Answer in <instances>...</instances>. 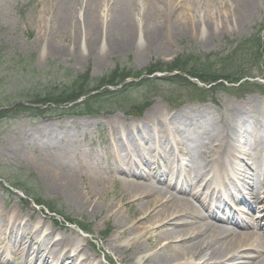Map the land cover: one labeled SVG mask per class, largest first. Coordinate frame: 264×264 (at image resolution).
I'll use <instances>...</instances> for the list:
<instances>
[{
    "label": "rangeland",
    "instance_id": "rangeland-1",
    "mask_svg": "<svg viewBox=\"0 0 264 264\" xmlns=\"http://www.w3.org/2000/svg\"><path fill=\"white\" fill-rule=\"evenodd\" d=\"M158 6L162 16L169 13L170 5L158 3ZM233 10L232 0H192L187 5L186 0L177 1L172 13L173 23L186 21L182 17V13L186 16L189 12L191 24L187 32L183 33L177 29V34L170 40V45L145 54L143 58H138L137 51L133 48L129 52L117 51L108 54L102 62H99L98 58L94 56L87 60L78 61V52L84 43L81 22L83 19L82 11L77 17L76 32L72 30L65 36L52 37L53 24L51 18L53 12L48 8L46 0H0V81L4 80L0 85L1 96L23 94L31 90L32 87L53 89L64 84L71 85L77 76H85L87 73L92 80H87V82L85 80L82 83L83 88L95 89L96 86L100 85V80L106 79L109 75L115 74L113 80L119 82L121 77L126 74L143 72L157 63L167 64L180 59V57L185 60L183 56L185 57L190 53L195 54V56H211L212 60L209 63L215 62L217 74L224 72L233 74L231 79L237 78V74L254 77V79L245 77L239 84L218 85L209 90L207 85L189 77L186 78L188 82H184L178 79L169 80L168 77L171 75L167 73L143 74L139 78L125 79L117 86H105L98 92H92L91 94L125 90L123 95L114 99L113 102L108 99V96L103 97L106 99L104 103H108L110 109L100 111L95 115H89L82 109L69 110L77 101L57 106L53 104L37 105L23 101V105L29 106L31 110L18 111L14 109L10 111L12 108H7L5 110L8 112L5 113L6 116L0 118V210H16V212H20V218L23 220L30 217V229L41 227L43 230H48L53 228V239L59 235L68 236L72 231L73 233L70 235L72 244L76 243V239L79 238L82 240L81 246L84 247L83 253L80 252L79 257H76L78 262L85 254L100 264H120L119 260L133 249L132 239L135 236L140 238V234L143 233L142 229L150 225V223H146L140 226L134 235L127 234L125 231L122 233L125 227L123 229L118 223L117 216L128 222L127 228H130L132 223L127 221V207L119 206L112 197L115 196L119 200V195H121L123 201H130L126 197L127 193L122 185V179H119L123 177L116 173V178H110L106 175V171L103 172L107 180L105 183L106 197L113 203L112 208L106 207L101 213H92L90 209L81 210L66 199L67 196L64 193H60L57 188L48 184L42 176L41 169L35 164L36 160L34 159L36 156H42L39 148L33 144L36 137L34 133L41 131L44 133L43 136H46L47 131L52 134L57 127H66L72 130L73 124L78 125L80 131L84 132L85 135L83 138L80 135L75 136L72 141L77 142L76 144L80 145L84 152L91 153L88 156L89 163L97 162L105 169V151L116 144L114 133L108 128L105 121L116 117L120 123L126 126L139 125L149 118V109L154 104H159L167 113L168 118L181 111L189 113L208 108L212 121L221 123L226 117V108L253 99L255 110L248 115V118L258 122L256 132L245 137L242 130L238 129L234 134L238 141L236 144L238 152L241 153L245 149L251 154V156L240 157L238 160L241 171L246 172L244 179L247 180L255 170L254 154L264 155V148H250L258 137L264 135V0H255L253 11L245 18H239L233 13ZM105 11L106 8L103 5L100 13V20L103 24L106 20ZM135 20L139 22L140 16L135 15ZM75 34H77L76 38ZM79 40L80 47L78 48ZM48 41L62 47L64 52L69 54V57L64 58L49 54L46 48ZM259 41L263 45L262 54L258 52L259 54L253 55L256 53L254 50ZM101 46L102 40L97 45V52L99 53ZM73 51L76 53L74 54ZM18 60H26L32 64L30 68H27L24 79L20 80H18L20 76L16 72L8 73L5 70L7 68L6 63L3 64V62ZM153 78L167 79L157 81L154 84H146L149 81H144ZM34 82H37L36 85L30 86ZM207 118L209 115H204V119L207 120ZM168 122L171 121L168 119ZM153 125L155 126V123ZM32 136L34 138L30 140ZM53 137L56 138V143L65 144L60 140V136ZM147 139L146 141L152 142H158V140L170 142L174 149V155L182 164L187 167L195 165L187 155L191 150V145L188 142H193L184 141L180 134L166 136V138L151 135ZM125 146L128 147L129 144ZM92 153L98 154V157H92ZM132 154L136 159V161L134 160L136 171H142L146 174L150 168L138 160L136 152L133 151ZM155 157L158 159L157 156ZM153 172H157V167ZM223 172L226 178H233L234 176L230 168L223 170ZM159 174L157 173V175ZM241 174L243 177V173ZM182 179L183 176L179 173L174 176L167 174L158 183V186L165 187L173 194L176 191L172 185L180 183ZM18 182L23 186L24 184L27 185L31 192L38 195L36 197L38 200L54 208L56 213L61 216L50 213L42 206H36L32 198H27L21 191L10 187V184H18ZM200 183L202 180L190 186L186 194H180V196L192 200L198 208H200L199 202L203 200L207 190L205 189L206 184L201 185L200 189H197L198 186L193 189ZM241 189L242 191L240 195L238 193V196L246 201V204L239 202V198L236 202L229 201L228 211H234L235 218L239 219L240 222H248L251 227L250 230L260 233L261 236L257 237L264 241V223L255 225L249 214L246 213L248 212L247 207H249L247 192L250 191L243 189V187ZM196 192L200 194L196 195L195 199L193 193ZM258 197L261 201L263 200L260 193ZM251 198L255 200V194ZM93 201L95 204L101 202V199L96 197ZM258 204H263V201ZM136 209L137 206L131 208L133 211ZM66 220L72 221L75 225L69 224ZM2 228H0V234L3 232ZM141 231L142 233H140ZM239 231L244 232L245 230ZM31 234H33V230ZM121 234H123L122 237ZM147 234L148 237H152L155 232H148ZM31 236L29 238L26 236L27 242L31 241ZM3 238L1 235L0 240L3 241ZM4 239L5 242L1 244L2 246L5 243L9 244L7 234ZM140 242L143 243V240ZM70 246L72 245L70 244L66 249H69ZM17 249L18 246L16 247L13 243L12 252H8L6 258L10 261L25 259L21 254L22 252ZM150 254L148 251H143L131 261H139L142 257H147ZM195 262L196 260L193 261V257L189 253L178 258H170L171 264H193ZM68 263V261L64 262V264Z\"/></svg>",
    "mask_w": 264,
    "mask_h": 264
},
{
    "label": "bare ground",
    "instance_id": "bare-ground-1",
    "mask_svg": "<svg viewBox=\"0 0 264 264\" xmlns=\"http://www.w3.org/2000/svg\"><path fill=\"white\" fill-rule=\"evenodd\" d=\"M46 1L48 8L53 12L52 37L65 36L72 30L76 32L77 17L82 11L84 43L80 47V40L78 41V61L94 56L102 62L108 54L117 51L129 52L133 48L137 51V57L143 58L145 54L170 45L177 29L183 33L187 32L191 24L189 12L186 16L182 13L186 21L173 23L174 4L182 0ZM189 2L192 0H186V5ZM158 3L170 5L166 16L161 15ZM232 4L233 13L239 18H245L253 11L255 0H232ZM103 5L106 8L104 24L100 20ZM135 15L140 16L139 22L135 20ZM101 40L99 53L97 45ZM46 48L52 56L69 57V54L54 42H46ZM254 103L253 99H248L242 104L236 103L226 108V117L221 123L212 121L208 108L189 113L181 111L168 118L159 104L151 106L148 119L133 127L120 123L116 117L109 118L105 124L114 133L116 144L105 151V169L97 162L89 163L88 156L91 153L84 152L77 142L72 141L75 136L80 135L83 138L85 135L78 125L73 124L72 130L57 127L52 134L47 131L46 136L37 131L34 133L36 137L33 144L39 148L42 156L34 158L35 164L41 169V174L48 184L64 193L66 199L79 209H90L92 213H101L104 208L113 207L111 200L106 197L107 180L103 172L106 171L110 178H116V173L123 177L117 176L122 179L126 197L130 201H123L121 195L119 200L115 196L112 197L119 206L127 207V221L132 223L131 227L127 228L128 222L117 216L118 223L123 229L125 227L122 233L134 235L140 226L146 223L150 225L142 229L140 238L135 236L132 239L133 249L119 260L120 264H171V257L178 258L186 253L193 257V261L196 260L193 264H264V241L257 237L261 234L250 230L248 222L236 219L234 211H228L229 201L236 202L239 198V202L246 204V201L238 196L243 187L250 191L247 192L249 207L246 213L255 225L264 223V155L254 154L255 170L247 180L244 179L246 172L241 171L238 160L251 154L245 149L241 153L238 152V141L234 136L238 129L242 130L245 137L256 132L258 122L248 118L255 110ZM204 115H209V118L204 119ZM177 134H180L184 141L193 142H188L191 150L187 153L195 164L193 167H187L178 160L170 142L146 141L151 135L166 138ZM52 135L60 136V140L65 144L56 143V138ZM33 138L30 137V140ZM250 148H264V135L258 137ZM133 151L137 153L138 160L150 168L146 174L136 171ZM92 157L96 158L98 154L92 153ZM155 166L157 172H153ZM228 168L234 173L233 178H226L224 175L223 170ZM177 173L183 176V179L180 183L172 185L176 193L172 194L165 187L158 186L165 175L174 176ZM201 180L202 183L193 188L198 186L197 189H200L203 184L207 186L206 194L199 202L198 208L192 200L180 194H186L190 186ZM216 185L219 186L218 191H215V188L210 189ZM259 193L263 197V204L260 205L258 203L262 201L258 197ZM193 194V197H196L200 193ZM254 194L255 200H252L251 196ZM96 197L101 199V202L94 204L93 199ZM132 206H137L136 211L131 210ZM30 225V217L23 220L18 211L0 210V228L3 227L0 236L5 238L7 234L9 241V244L2 246L5 239L0 240V264H64L65 261H68V264H100L85 254L80 262L77 261L76 257H79L84 247L81 246L82 240L79 238L72 244V231L68 236L59 235L53 239V228L30 229ZM148 232H155V235L148 237ZM26 236H31L30 242L26 241ZM140 240H143V243ZM13 243L18 246L17 250L22 252L25 259L10 261L6 258V254L12 252ZM70 244L73 247L66 249ZM143 251L151 254L139 261H131Z\"/></svg>",
    "mask_w": 264,
    "mask_h": 264
},
{
    "label": "trees",
    "instance_id": "trees-1",
    "mask_svg": "<svg viewBox=\"0 0 264 264\" xmlns=\"http://www.w3.org/2000/svg\"><path fill=\"white\" fill-rule=\"evenodd\" d=\"M259 41L257 46L255 47L254 54L261 53L263 49V45L260 44ZM262 54V53H261ZM185 60L176 59L170 63H157L150 68L146 69L143 72H131V74H126L121 77V80L119 82H116L113 80L115 78V74L109 75L106 77V79L100 80V85L96 86L95 89H88L83 88V82H87V80L91 81L92 79L89 78V74L79 75L76 77L75 81L71 85H60L56 86V88H40L37 89L35 87H32L31 90L23 93V94H14L12 96H1L0 95V118L5 117V110L7 108H12L10 111L16 109L20 111H28L31 110L29 106H24V102L33 103L37 105H63V104H71L76 102L78 99L84 97L85 99L81 101L78 104H73L69 110H76V109H82L89 115H95L98 114L100 111L108 110L110 109V105L108 103H104L106 99H103V97L108 96V99H111L112 102L114 99L119 97L120 95H123L125 90H117L113 92L105 91V93H93L92 92H98L101 88L105 86H117L120 82L124 81L128 78H139L143 74L152 75L154 72H160V73H167L171 75V77H168L169 80H182L184 82H188L186 78L194 79L200 83H203L209 87V90H212L215 86L218 85H224V84H239L241 80H244L245 75H238L237 78L231 79L233 76L230 75L227 72H224L223 74H217L215 70V62L209 63L212 60L211 56H204V55H197L195 54H188L185 57L183 56ZM6 63L7 68L5 69L8 73L16 72L20 79H24V77L27 74V68H30L32 66L31 62H28L26 60H18V61H11V62H3V64ZM240 69V68H238ZM249 79H254V77H248ZM156 79V80H154ZM167 79V78H153L146 79L144 81L146 84H154L157 81ZM0 81L1 83H3ZM246 82V81H245ZM37 82H34L31 85H36ZM241 85V84H240ZM208 91V90H206ZM103 99V100H102ZM104 104H103V103ZM9 111V112H10ZM67 111V110H66ZM10 187L16 190L21 191L23 194L27 196V198H32L34 203L36 205L42 206L46 208L50 213L55 214L57 216H61L54 208L49 207L48 205L42 203L40 200H38L36 197L38 196L34 192H31V190L28 189L27 185L24 184H10ZM67 221V220H66Z\"/></svg>",
    "mask_w": 264,
    "mask_h": 264
}]
</instances>
